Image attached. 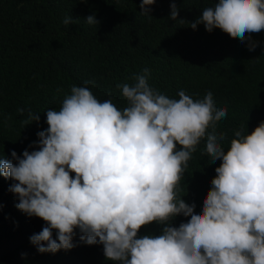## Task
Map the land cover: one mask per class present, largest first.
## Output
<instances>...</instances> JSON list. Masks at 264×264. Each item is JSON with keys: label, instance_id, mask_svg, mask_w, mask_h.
<instances>
[{"label": "clouds", "instance_id": "9594fccd", "mask_svg": "<svg viewBox=\"0 0 264 264\" xmlns=\"http://www.w3.org/2000/svg\"><path fill=\"white\" fill-rule=\"evenodd\" d=\"M154 3L142 0L141 12L149 15L146 6ZM170 7L177 20V5ZM70 22V16L63 21ZM86 22L99 23L94 15ZM200 23L243 42L245 33L264 30V0H219L191 27ZM150 75L145 68L134 84H117L128 102L122 111L111 100L100 102L88 87L73 85L59 111H46L49 127L37 133L40 150H25L23 158L13 150L18 164L0 162V175L18 181L9 188L19 198L16 207L47 222L30 242L40 253L70 250L78 228L83 243L103 244L106 258L123 264H264V122L251 134L235 130L225 152L218 140L226 136L216 126L227 109L216 106L213 93L194 101L180 90L179 99L169 98L149 85ZM39 120L29 109L22 123ZM206 135L204 151L211 162L222 163L197 213L177 189ZM181 213L190 221L136 238L141 226Z\"/></svg>", "mask_w": 264, "mask_h": 264}, {"label": "trees", "instance_id": "16d2710c", "mask_svg": "<svg viewBox=\"0 0 264 264\" xmlns=\"http://www.w3.org/2000/svg\"><path fill=\"white\" fill-rule=\"evenodd\" d=\"M173 2L177 20L170 17ZM218 2L155 0L146 15L142 0H0V162L18 164L13 150L20 158L25 150H40L37 133L49 127L46 111H59L73 85L88 87L100 102L111 100L122 111L128 102L117 84H134L145 68L149 85L169 98L179 99L180 90L194 101L213 93L216 106L227 109L216 126L217 134L226 136L218 142L227 152L235 130L251 134L264 122V30L245 33L243 42L220 28L208 32L203 23L194 30L191 24L202 11ZM90 15L97 25L86 22ZM68 16L75 22L65 26ZM86 80L95 83L85 85ZM29 109L40 120L23 125ZM206 143L207 135L177 189L178 198L194 204L197 213L222 163L211 162ZM181 148L177 143L176 150ZM13 183L18 181L0 175V264H123L107 259L103 244L83 243L78 228L72 249L38 252L29 238L47 222L16 207L19 198L9 191ZM190 219L181 213L164 223L153 221L141 226L136 238L159 236L164 227L178 228Z\"/></svg>", "mask_w": 264, "mask_h": 264}]
</instances>
